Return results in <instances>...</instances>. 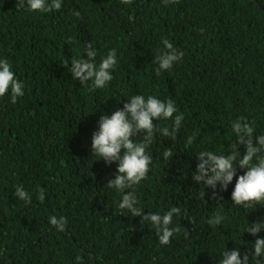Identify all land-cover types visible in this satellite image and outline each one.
<instances>
[{
  "label": "trees",
  "instance_id": "1",
  "mask_svg": "<svg viewBox=\"0 0 264 264\" xmlns=\"http://www.w3.org/2000/svg\"><path fill=\"white\" fill-rule=\"evenodd\" d=\"M16 3L0 0V59L24 84L15 104L10 94L0 98V264H220L225 249L238 247L241 259L251 252L257 237L243 230L264 222V207L234 205L235 177L225 191L217 183L214 200L193 174L199 152L231 154L238 118L264 135V0H61L48 13ZM163 39L184 55L157 76ZM88 44L97 65L116 50L105 88L90 90L91 81L84 86L70 71L73 58L89 59ZM134 95L173 100L184 116L175 141L157 133L147 150L148 178L135 186L141 216L119 209L123 193L107 186L117 162L96 160L91 150L101 115L122 110ZM18 186L31 203L15 195ZM172 207L181 214L170 227L181 231L161 245L142 219ZM217 210L225 220L212 227ZM52 216L66 218L63 232Z\"/></svg>",
  "mask_w": 264,
  "mask_h": 264
},
{
  "label": "clouds",
  "instance_id": "2",
  "mask_svg": "<svg viewBox=\"0 0 264 264\" xmlns=\"http://www.w3.org/2000/svg\"><path fill=\"white\" fill-rule=\"evenodd\" d=\"M165 4L169 0H163ZM178 0H172L177 3ZM121 3L131 4L132 0H121ZM17 10L26 9L31 12L48 13L61 9V0H17ZM76 16L80 14L75 13ZM203 31V30H201ZM163 49L158 50L155 62L158 64L156 75L161 71H168L173 65L182 60L184 53L177 51L173 44L163 39ZM92 45L88 44L85 51L89 59L85 61L82 56L71 60L70 71L74 79H78L81 84L88 86L91 81L90 90L105 88L113 79L112 72L117 65L116 50H109L106 57L102 58L99 64L96 63L97 51L91 50ZM67 66V62L63 63ZM24 84L17 79L12 65L7 59H0V98L10 94L11 102L15 104L19 97L24 95ZM129 102L125 103L123 109L117 108L109 116L101 115L98 121V131L92 134L91 150L92 156L98 157L96 160L103 159L106 164L117 162V172L115 178L109 180L107 186L123 193L122 200L118 204L119 209L128 210L132 216H141L143 209L138 207L139 200L135 195V186L148 178L152 156L148 153L149 147L154 142L156 134L175 141L177 134L182 126L184 116L178 113L177 106L173 100L162 101L156 96L134 95ZM153 121H172V125L159 126ZM232 131L236 141L230 148L229 155L216 154L212 151H201L197 159V171L193 174V180L197 183L203 181L205 188L213 189L212 199H217L215 191L219 182L220 191H225L228 185L236 178L234 189L231 193V200L236 206L245 209L264 207V135L254 136V127L243 117L238 118L232 124ZM194 136L188 137L187 146L194 141ZM243 146L241 154L239 146ZM167 160L173 156L170 149L163 153ZM245 170L242 175L237 176V169ZM130 189V191H125ZM15 195L31 203L30 194L22 187H16ZM205 195V192H204ZM37 199L41 202L45 199L44 190L39 191ZM223 201L220 197L218 202ZM179 216L181 210L172 207L170 210L161 214H149L143 216V221H150L156 230L159 243L167 245L171 242L174 234H178L179 227H170L173 222V215ZM225 220L220 210L208 220L209 225L216 227ZM66 218L50 217V224L56 226L58 231L63 232L66 227ZM264 230V222L247 224L243 233L257 237L251 252L247 251L241 259V251L237 247L231 252L226 249L222 252L220 264H264V238L257 236ZM242 233V234H243ZM187 236V233H185ZM77 257V261H80Z\"/></svg>",
  "mask_w": 264,
  "mask_h": 264
}]
</instances>
